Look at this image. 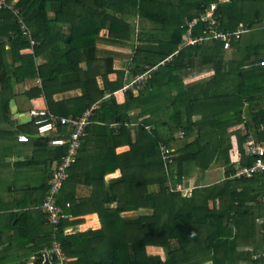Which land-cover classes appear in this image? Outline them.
<instances>
[{
    "label": "trees",
    "instance_id": "1",
    "mask_svg": "<svg viewBox=\"0 0 264 264\" xmlns=\"http://www.w3.org/2000/svg\"><path fill=\"white\" fill-rule=\"evenodd\" d=\"M212 4L220 30H246L227 50L236 61L225 59L219 41L184 44L188 24ZM263 27L264 0H3L0 120L18 94L29 101L42 98L45 107L38 109L44 115L32 117L16 135H30L26 125L34 134L38 119L57 123L88 113L75 160L54 197L61 214L55 233L49 223L40 232L43 243L36 245L37 237H32L35 247L26 257L41 264L42 251L60 245L64 264H264V171L234 177L237 168L254 162L244 156L246 137L264 145V66L259 64L264 45L254 42ZM202 28L197 23L190 38L199 37ZM97 30H106V37L100 38ZM246 34L253 40L246 41ZM100 40L121 49L102 50ZM127 49L123 75L114 61ZM196 66L211 70L212 76L189 85L185 71ZM111 74L116 79L110 80ZM140 74L145 78L133 82ZM31 81L35 84L24 89ZM119 90L122 103L114 97ZM73 91L79 94L54 100ZM237 126L242 131L229 129ZM193 135L197 138L190 140ZM46 136L42 146L53 147ZM233 136L241 155L236 164L229 158ZM119 147L127 150L116 154ZM160 147L171 151L165 160ZM58 148L54 169L68 153L67 144ZM82 149L85 161L102 158L90 161L92 172L100 170L85 176L86 201L74 189L80 182L76 164ZM213 164L223 170L221 181L196 184L187 196L176 191L193 167L205 172ZM54 169L45 181L46 196ZM115 170L120 176L104 188L89 187V180ZM91 214L97 216L96 229L64 235L67 226ZM15 218L20 228L15 233H20L25 216ZM256 222L263 227L258 236ZM151 246L162 248L164 259L148 254Z\"/></svg>",
    "mask_w": 264,
    "mask_h": 264
},
{
    "label": "crops",
    "instance_id": "2",
    "mask_svg": "<svg viewBox=\"0 0 264 264\" xmlns=\"http://www.w3.org/2000/svg\"><path fill=\"white\" fill-rule=\"evenodd\" d=\"M96 34L102 38L106 37V30H97ZM212 41V40H206ZM101 43H98L102 50L105 51H119L121 48L108 46ZM121 57H115L114 67L116 70L123 72V75L127 73L126 62H127V53H129V49L127 52H124ZM228 52L226 51V54ZM225 54V55H226ZM225 57V56H224ZM230 61V60H228ZM206 76V79H209L212 76L211 70L200 71L197 70L194 74L193 78L195 80H204L203 76ZM140 76V75H139ZM192 75H189L185 78L188 79ZM110 80L116 79L115 74H111L108 76ZM192 77L188 80H191ZM188 80L186 82H188ZM35 84L34 81L26 82L24 89L29 87L30 85ZM126 84V83H125ZM126 87V85H125ZM23 89L18 88V91H22ZM135 91V89H134ZM79 93L77 91L64 93L60 95H55L54 100L60 101L63 98H71ZM114 97L117 103H122L123 101V92L119 90L114 93ZM13 100L16 112L29 115L31 111H35L45 107V102L42 98H36L33 100H26L22 95L18 94L16 97L11 98ZM9 100V101H10ZM1 111V106H0ZM32 119V117H30ZM30 119V120H31ZM25 123L16 122L13 119V116L9 109L8 104V114L2 117L0 120V130L5 132H11L9 137L3 136L0 134V264H19L21 262H25V264H38L33 263L32 258H27L32 254L33 242L35 240L32 237H37L36 245L40 242L43 243V238L40 236L41 231H46L49 229L50 225L47 218L41 213L40 204H42L45 200L46 193V179L48 180L49 175L51 174L52 169L55 167V152L57 151L58 145L50 146H42V141H45V137L43 138L41 135L35 132L34 134L32 130L27 134H17L16 131L19 132V127L24 125ZM60 126V127H59ZM59 128L64 131L61 136H59ZM75 131V127L71 125H63L60 122L53 123V131L47 134V138L50 137L53 139L67 140L71 137L72 133ZM21 133V132H19ZM15 134V135H14ZM19 135H27L29 139L32 140L28 143H21L17 141V137ZM83 136V131L81 136L79 137V145L80 139ZM65 137V138H63ZM40 139L41 142L38 144L35 140ZM232 140V149L234 148V141L237 143V138L233 136ZM50 144V143H49ZM66 145V144H63ZM261 145V144H260ZM79 148V146H78ZM85 150V149H84ZM127 149L125 147L116 148L115 153L121 154L125 152ZM79 151V150H78ZM77 154V153H76ZM80 156V157H79ZM78 162L76 164V176L80 178V182L78 183V187L76 189V196L81 201L88 200L87 197L89 195L86 187H84L85 176L93 175L96 176L99 170L94 172L92 169V165L90 161H101L102 158H94L87 159L83 149L79 155ZM76 157V156H75ZM113 158V157H112ZM75 160V159H74ZM120 176V171L115 170V172L105 175L103 179H91L88 182L89 187L91 188H104L107 184L108 180H115ZM71 186L67 187L69 190ZM80 189H82L80 191ZM79 191L80 195L79 196ZM87 192V196L86 193ZM67 193V191H65ZM27 212V214H24ZM24 215L25 218L22 220L23 229L20 233H15V231L20 230V228H16V216ZM261 222V220H259ZM37 223L40 225H37ZM45 226V227H43ZM98 227V220L95 214L86 215L84 220L77 225H69L64 230V235H75L78 232H84L88 229H96ZM24 231V232H23ZM51 242V241H50ZM49 247V245H48ZM51 248V247H50ZM48 248V249H50ZM46 249V248H45ZM60 251V245H59ZM27 256V257H26ZM43 259V258H42ZM56 259V258H55ZM48 261L49 264H57L56 261L51 260V257L47 259H43L41 264L44 261ZM70 260V259H68Z\"/></svg>",
    "mask_w": 264,
    "mask_h": 264
},
{
    "label": "built area",
    "instance_id": "3",
    "mask_svg": "<svg viewBox=\"0 0 264 264\" xmlns=\"http://www.w3.org/2000/svg\"><path fill=\"white\" fill-rule=\"evenodd\" d=\"M0 4H3V0H0ZM215 8L216 4H212L209 8L205 11L204 14H201L199 18L192 20L188 24V33L187 39L185 40L184 44L189 45L193 43H200L206 40H214L219 41L222 43L223 50L227 51L230 48L231 41L238 39L241 34H243L246 30L244 29H237L234 32H226L222 31L218 28V22L215 18ZM197 23H202L203 28L201 35L196 37L195 39L190 38L191 31L190 29L195 27ZM260 65L264 66V61H260ZM145 78V74L136 76L133 82L142 81ZM44 115L43 110H35L30 112L31 117L35 116H42ZM59 122L63 125L67 126H74L75 131L72 133L71 137L65 141L60 139H53L50 141L51 145H68V153L62 157L61 164L53 170L52 174V184L50 190L45 197L44 202L40 206V210L47 215V220L49 223L54 225L53 233H55V226L58 223L59 218L61 217L60 208L55 205L54 197L56 192L59 190L61 186L62 180L65 178V170L70 166L73 162V156L76 154V151L79 146V137L82 134L83 128L88 122V113L85 112L81 118H64L60 119ZM36 126L37 134L44 136L49 134L53 131V123H49L46 119H38L34 122ZM29 136L27 135H19L17 137V141L21 143L27 142ZM244 147V156L254 158V162L250 167H240L236 169L234 172V177H250L254 172H262L264 171V145H260L256 143L250 135H248L243 143ZM235 150V163L239 162L241 157L238 149L237 143L234 141V148ZM160 151L162 154L163 159L165 160L166 155L171 152L167 151L164 147H160ZM168 156V155H167ZM53 255L57 260V264H64L60 259V251L59 245H53L50 249H45L42 251V258L47 259L50 255ZM58 256V257H57Z\"/></svg>",
    "mask_w": 264,
    "mask_h": 264
},
{
    "label": "rangeland",
    "instance_id": "4",
    "mask_svg": "<svg viewBox=\"0 0 264 264\" xmlns=\"http://www.w3.org/2000/svg\"><path fill=\"white\" fill-rule=\"evenodd\" d=\"M130 20H131L132 23H134V24L137 23L138 24V20H135V19H130ZM251 36H252L251 34H246L244 36V39H246V41H252L253 39H252ZM254 42L260 43L261 45L262 44L264 45V27H263V29H260V32L257 31V39L254 40ZM125 52H127V50ZM225 59L226 60H230V62H232V60H234V61L237 60V58L234 55L231 56L229 53H227L225 55ZM205 68L204 67L200 68V67H197L196 66L194 68L187 69L185 71V73H187L189 75H192L191 76L192 79L191 80H188V82H189L188 84L189 85L190 84H194L195 82L192 81V80H195V77L193 78V76L196 73V71L199 70V69L201 71H204ZM206 76L207 75H204L203 76L204 80H207L206 79ZM191 77H189L188 79H190ZM204 80H201V81H204ZM190 81H192V82H190ZM25 128L28 131H31L32 130V126L31 125H26ZM229 129H232V130H235V131H242V130H240V127H238V126L237 127H234V128H229ZM16 132H18V131H16ZM132 136L134 137V139L136 138V136L134 135L133 132H132ZM196 138L197 137L195 135H193L189 139L190 140H193V139H196ZM186 142H187V140H186ZM235 157H236L235 150L231 148L230 151H229L230 162L235 161ZM189 177L190 178H188L186 180V182H184L182 184V186L178 187V190L176 189V191H179V192H181V194L186 195V196L189 195V193L191 192L192 189H194V188L197 187L196 184L197 185H204L203 187H205V186H208L210 184H213L212 182L221 181V179L223 178V170H222V168H220V167H218L217 165H214V164L211 165V167L209 169H207L205 172H202L199 169H196V167H193ZM207 206H208V209H211L212 208V204H211L210 201L207 202ZM258 223L261 224L260 221ZM258 223L256 222V224H255V229H256V233H257L256 235L257 236L261 234V231H262V228H263L261 226L262 224L260 225ZM43 227H45V226H43ZM257 239H259V238L257 237ZM147 253L148 254H151V255H158L159 254L162 257V259H164V257H165V253L162 251V248H160L158 246L147 247Z\"/></svg>",
    "mask_w": 264,
    "mask_h": 264
},
{
    "label": "water",
    "instance_id": "5",
    "mask_svg": "<svg viewBox=\"0 0 264 264\" xmlns=\"http://www.w3.org/2000/svg\"><path fill=\"white\" fill-rule=\"evenodd\" d=\"M9 109L13 116V119L16 120V122L27 123L28 121H30L31 118L29 115L16 112V108H15L13 100L9 101ZM43 264H49V263L48 261L45 260Z\"/></svg>",
    "mask_w": 264,
    "mask_h": 264
},
{
    "label": "clouds",
    "instance_id": "6",
    "mask_svg": "<svg viewBox=\"0 0 264 264\" xmlns=\"http://www.w3.org/2000/svg\"><path fill=\"white\" fill-rule=\"evenodd\" d=\"M31 117V116H30ZM231 163H233V164H236L234 161H232ZM238 169V168H237Z\"/></svg>",
    "mask_w": 264,
    "mask_h": 264
},
{
    "label": "bare ground",
    "instance_id": "7",
    "mask_svg": "<svg viewBox=\"0 0 264 264\" xmlns=\"http://www.w3.org/2000/svg\"><path fill=\"white\" fill-rule=\"evenodd\" d=\"M141 75V74H140Z\"/></svg>",
    "mask_w": 264,
    "mask_h": 264
}]
</instances>
